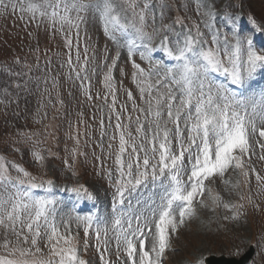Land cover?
Wrapping results in <instances>:
<instances>
[{"label":"snow or ice","instance_id":"snow-or-ice-1","mask_svg":"<svg viewBox=\"0 0 264 264\" xmlns=\"http://www.w3.org/2000/svg\"><path fill=\"white\" fill-rule=\"evenodd\" d=\"M149 8V0H144L142 7L139 0H27V7L21 9L31 13L33 19L46 18L53 26L67 24L77 29V38L80 25L88 14L98 16L110 39L117 41L116 33L125 39L128 58L135 69L133 81L144 84L153 72L158 78L154 84L148 83L147 88L139 87L141 99L147 92L148 108L145 114L144 109L133 105L132 111L141 113L136 117V135L133 136L127 131L128 126L120 122L121 114L116 112L117 90L111 73L119 53L104 76L108 89L105 103L110 95L108 107L115 115L114 127L119 134L114 168L105 170L113 189L110 226L105 217L95 214L68 215L58 223V201L51 195L53 181H38L20 164L0 157V228L5 230L0 247L8 253V256H0V264H89L79 253L78 234H73V223L77 228H83L85 251L92 232L98 242V252L103 245L101 264H164L165 256L173 249L178 228L187 218L196 215L197 205L205 206V195L214 204L221 201L220 194L213 193L211 184L219 180L237 189L240 180L231 184L226 179L227 174L236 173L243 177L244 187L251 190L254 176L258 189L264 190V175L257 171L252 160L256 157L264 162V89L248 92L258 70L264 71V49L257 50L252 37L237 34L235 28L231 38L216 29L210 41L204 39L198 25L194 26V33L192 29L176 32L166 24L150 33L145 30ZM251 22L256 24L255 20ZM174 23L184 26L180 17ZM205 27L212 29L213 26L206 24ZM257 30L261 29L257 27ZM166 33H171L174 39ZM154 36L160 37L156 47L176 62L173 66L152 62L150 53L154 48L145 42H150ZM66 47H72L70 37L66 40ZM138 47L144 48L141 59L152 65L147 72L132 60ZM76 61L79 67H73L72 72L84 90L85 84H90L87 47L81 61L77 45ZM66 63L72 64L71 52ZM162 67L163 75H160ZM92 71L95 73V69ZM217 73L242 91L237 94L228 83L217 82L213 77ZM160 85L165 90L157 88L156 95H153V87ZM84 94L92 99L88 91L84 90ZM127 97L129 101L134 99L131 91ZM121 111H127V107L122 106ZM110 139L116 140L117 137L113 135ZM108 147H112L111 143ZM73 155H76L75 149ZM33 156L37 162L44 160L39 152L34 151ZM65 165L71 170L67 160ZM38 188L46 189L49 195H35L33 190ZM66 190L75 194L77 200L96 199V195L83 184ZM239 199L243 200L244 196L240 195ZM248 199L251 203V195ZM223 207L240 209L243 204L223 203ZM238 215L239 212L234 211L232 219ZM224 218L228 219L227 216ZM109 231L114 233L115 261L109 258ZM8 232L29 246L12 247ZM44 237H47L46 247L49 249L47 258L37 259L42 251L38 241ZM196 264H204V258L197 260Z\"/></svg>","mask_w":264,"mask_h":264},{"label":"rangeland","instance_id":"rangeland-1","mask_svg":"<svg viewBox=\"0 0 264 264\" xmlns=\"http://www.w3.org/2000/svg\"><path fill=\"white\" fill-rule=\"evenodd\" d=\"M155 1L157 5L150 2L147 12L145 30L150 33L154 28L165 24L170 25L176 32L192 29L194 33V26L198 25L204 33V39L210 41L212 32L216 29L221 31V35L227 34L231 38L235 28L236 33L241 36L250 35L257 50L264 49L261 48L264 46V0ZM139 3L142 7L144 0H139ZM26 7L27 0H3L0 3V157L20 164L37 177L38 181H53L51 195L58 201V223L68 215H75L77 208L87 206L94 209L96 215L105 217L110 226L113 189L109 186L105 170L114 168L119 134L114 127L117 122L115 115L110 113L108 107L111 103L110 95L105 103L104 97L108 89L105 88L104 76L113 58L119 53L111 73L117 90L116 112L121 114L120 122L128 126L127 131L133 136L136 135V117L141 115L132 111L133 105L144 109L145 114L148 108L147 92L141 99L139 87L147 88V84H154L158 77L153 72L150 80L144 84L138 85L133 81L132 74L135 69L128 58V52L124 50V38L116 33L117 41L110 39L98 16L88 14L86 21L80 25L77 38V29L67 24L61 26L57 23L53 26L46 18L33 19L31 13L21 10ZM246 11L253 15L255 25L247 17ZM172 14L175 19L182 18L187 28L172 22ZM128 15L130 18V12ZM206 24H211L212 29L205 27ZM257 27L261 30L258 31ZM166 34L174 39L171 33ZM69 37L72 41L71 49L66 47ZM159 42V36L145 42L154 48L150 53L152 62L160 61L165 66V61L169 60L175 64L161 48L156 47ZM77 45L81 61L87 47V75L90 84H85L84 90L91 95V100L84 94L81 81L76 80L75 73L72 72L73 67H79L76 61ZM143 51L144 48H140L135 52L132 60L147 72L152 65L148 60L141 59L140 53ZM69 52L72 57L71 65L66 63ZM92 69H95V73ZM160 75H163V67ZM255 78L257 79L251 83L248 92L264 89V71L258 70ZM157 88L159 91L165 90L163 85L153 87V95H156ZM129 91L134 97L132 101L127 97ZM122 106H126L127 111L122 112ZM145 126L147 127V122ZM168 127L171 128L172 125L169 124ZM113 135L117 137L116 140L110 139ZM110 143L111 148L108 147ZM34 151L44 157L42 162L35 161ZM81 152L84 154L79 155ZM65 160L71 170L65 165ZM252 160L253 166L264 175V162L258 161L256 157ZM9 171L16 175L11 168ZM73 172L76 174L73 175ZM226 179L231 184L240 180L239 188L232 189L231 185L226 186L219 180L210 185L214 194H220L221 201L214 204L205 195V206L197 205L196 215L187 218L185 224L178 228L173 238V249L168 251L164 264H196L200 258L205 259L210 255L239 258L251 247L254 254L247 264H264V190L258 189L254 176L251 178V190L244 187L243 177L236 173L227 174ZM79 184L92 191L96 199L77 200L75 194L66 190ZM33 192L38 196L49 195L44 188L34 189ZM240 195L244 196L243 200L239 199ZM249 195L252 198L251 203ZM223 203H242L243 208L229 210L223 207ZM234 211L239 212L236 219H232ZM226 216L228 219L224 218ZM63 230L61 226V231ZM72 231L74 235L78 234L81 257L89 264H101L103 245L101 252H98L94 232L88 237V248L85 251L83 228H77L73 223ZM4 238L5 230L0 228V245ZM7 238L12 247L29 246L18 241L11 232L7 233ZM108 239L109 258L115 261L116 243L113 232L109 231ZM46 243L47 237L38 241L42 251L37 259L47 258L49 249ZM0 256H8L2 247ZM16 257L19 258L18 253Z\"/></svg>","mask_w":264,"mask_h":264},{"label":"water","instance_id":"water-1","mask_svg":"<svg viewBox=\"0 0 264 264\" xmlns=\"http://www.w3.org/2000/svg\"><path fill=\"white\" fill-rule=\"evenodd\" d=\"M251 254H252V251H251V252H248L245 256H243V257L241 258V260H240V262H239L238 264H243V263H245V262L249 259V257H250Z\"/></svg>","mask_w":264,"mask_h":264}]
</instances>
